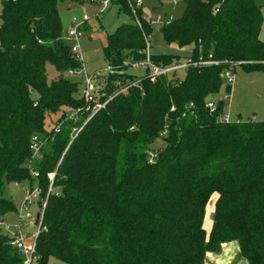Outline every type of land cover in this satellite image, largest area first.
Masks as SVG:
<instances>
[{"label":"trees","instance_id":"obj_1","mask_svg":"<svg viewBox=\"0 0 264 264\" xmlns=\"http://www.w3.org/2000/svg\"><path fill=\"white\" fill-rule=\"evenodd\" d=\"M131 1L116 0L130 21L106 37L104 59L118 71L98 80V99L108 101L90 118L80 81L64 76L80 64L62 38L57 0L2 1L0 217L15 210L8 183H35L37 209L45 202L39 264L50 256L67 264H205L207 253L231 241L247 264H264V121L222 123L225 102L214 111L205 105L224 69L264 71L261 7L255 0H184L183 13L162 24V35L193 44L191 59L217 63L190 65L183 77H142L121 93L137 77L124 61L143 58L144 35L152 31L141 6L135 24ZM49 65L58 71L50 80ZM189 102L194 115L185 112ZM75 109V118L67 116ZM33 135L50 145L34 162L37 178L26 165ZM158 138L164 145L153 150ZM50 172L57 195L46 194ZM215 193L207 232L205 208ZM10 240L0 234V264H23Z\"/></svg>","mask_w":264,"mask_h":264},{"label":"rangeland","instance_id":"obj_2","mask_svg":"<svg viewBox=\"0 0 264 264\" xmlns=\"http://www.w3.org/2000/svg\"><path fill=\"white\" fill-rule=\"evenodd\" d=\"M2 1L3 0H0V24ZM102 2L103 0H57L56 3V8L62 22V38L68 44L72 42L66 33L70 21L75 18L78 23L82 24L81 20L83 15H86L88 18L82 25L83 36L79 41L81 48L78 56L82 55L85 67L89 72L100 69L102 73H105L104 67L107 63L104 59L102 50L106 43V37L108 34L112 33L117 26L130 21L129 16L125 12L119 11L116 0H111L105 7ZM174 2L175 4H173ZM255 2L261 7L262 24L259 38L264 41V0H255ZM131 3L132 7L133 2L131 1ZM184 6V0H141L143 15L148 19L154 18L157 15L161 16L164 21L175 19L183 13ZM162 24V22H157L151 25L152 31L149 38L150 54L174 55L180 57L181 60L190 57L194 50L193 44L181 46L175 42H167L160 31ZM47 70L49 80L58 75V71L50 65ZM129 72L136 76H141L143 74V70L141 69H132ZM184 73L185 70L183 69L178 71L180 77H183ZM232 73L234 74V83L231 88V100L230 102L225 101L224 111H229L232 120L253 119L255 121H264V71H246L241 66H236ZM227 84L228 82L223 78L219 90L209 94L206 97V101L217 102L222 100L224 95H229L230 92H227L226 89ZM78 87L80 92L81 85L79 84ZM70 114L71 111L67 113V116ZM59 115V112L51 114V118L56 119ZM49 122L50 117H47L46 127H48L47 123ZM162 145H164L163 140L160 138L156 139L152 146L154 148L153 150H156L158 146ZM42 147L44 150H47L50 148V145L45 142ZM35 186V183L31 185L29 183L16 185L14 182H10L6 185V196L13 200L15 210L0 217L1 235L11 237L14 229L13 224L17 220V212L20 209L24 193L26 190H29L30 187L34 188ZM216 195L215 193L211 196L205 208L203 227L207 232H209L212 225L214 199ZM30 211L35 218L37 213L36 206L31 207ZM35 230L36 227L32 222L24 225L23 231L26 232L27 240H30ZM229 243L238 246L236 241H231ZM205 262L207 264H213L209 258H206ZM231 263L241 264L236 258L232 260ZM31 264H39V262L33 260ZM46 264L67 263L50 256Z\"/></svg>","mask_w":264,"mask_h":264},{"label":"built area","instance_id":"obj_3","mask_svg":"<svg viewBox=\"0 0 264 264\" xmlns=\"http://www.w3.org/2000/svg\"><path fill=\"white\" fill-rule=\"evenodd\" d=\"M111 0H103V6H107L108 3ZM141 6V0H135L134 6L131 7L132 14L134 15L133 20L135 24H137L140 27V21L139 18L136 16V8ZM87 16L83 15L81 23H78L75 18H73L70 21V24L66 30L67 36L72 40L70 44L71 53L76 57V59L79 62V67L75 69H68L64 74L67 77L75 78L78 81H80L81 84V95L83 97L84 102L86 103L85 110L89 111V118L96 113L99 109L103 108L108 100L100 101L98 99V92L97 89L99 87L98 80L105 78L106 76L115 73L118 71V69L113 68L111 65H106L104 67V72L102 73L100 69L95 70L93 72L87 71L84 60L82 55L78 56V53L80 52V39L83 36V29L82 25L87 20ZM171 20V19H170ZM151 24H155L157 22H168L164 21V19L157 15L154 18H149L148 20ZM149 38L150 35H144L145 40V47H144V56L142 59L133 60V59H127L124 61V64L129 68L128 70L132 69H141L143 70V74L141 76H137L136 79L132 82H129L125 85H122L119 87L117 92L124 93L127 91V89L131 86L139 85L140 80L142 77L149 76L151 79H155L161 76H168L170 73L179 71L181 69L186 70L190 65L196 66V65H208V64H216L217 61H213L210 59H198L193 60L190 57H187L185 60H182L180 62L173 61L171 64L163 65V64H157L154 63L151 59L150 54V44H149ZM209 57H211V54H209ZM234 68H226L222 71L220 74V77L223 79L225 78L228 82L229 89L227 92H230L229 95H224L222 98V101H228L231 100V88L232 84L234 83V74L232 73ZM121 73V72H120ZM205 105L208 110L214 111L217 106V102H210L205 101ZM194 107L193 102H189L185 106V112H190L191 115H194V112L192 108ZM170 110H174V106H171ZM78 112V109L71 110V114L69 115L70 118H75L76 114ZM218 120L222 123H238L241 120H232L230 117L229 111H223L219 116ZM60 123H57L54 128V132H58L60 129ZM80 128L76 130L78 132ZM166 131L163 130L162 134H165ZM47 139L41 140L40 136L33 135L31 137V144L30 148L32 150L31 157L27 161V168L33 178L38 177V171L34 168V162L36 159L41 158V149L43 144L46 142ZM155 156L154 153H150V161H152L153 157ZM54 172H50L47 174L49 178V184L46 190V194L55 193V195L58 194V189L53 186V178H54ZM16 185H19V183H15ZM40 193V188L36 185L34 188L30 187L29 190H26L23 196V199L21 201V206L19 211L17 212V220L13 224V232L11 235V244L23 255V264H31L33 260H37L38 255L36 252V238L37 235L41 229V223H42V216H43V209L45 202L43 201L42 206L40 209H37L36 216L32 215V212L30 211V208L33 206H36L37 198ZM32 222L33 225L36 227V230L32 233L30 240H27L26 232L23 231L24 225L26 223Z\"/></svg>","mask_w":264,"mask_h":264},{"label":"crops","instance_id":"obj_4","mask_svg":"<svg viewBox=\"0 0 264 264\" xmlns=\"http://www.w3.org/2000/svg\"><path fill=\"white\" fill-rule=\"evenodd\" d=\"M173 4H175V2ZM226 243H223L221 245V248L218 252L207 253L206 258H209L213 264H230L235 258L238 259L241 264H247V261L245 259L243 260L242 258L241 260V257L239 256L238 246L232 243L230 244L229 242ZM205 264L207 263L205 262Z\"/></svg>","mask_w":264,"mask_h":264}]
</instances>
